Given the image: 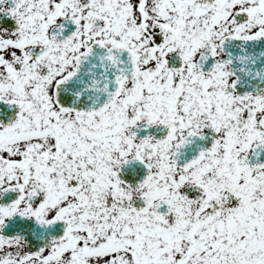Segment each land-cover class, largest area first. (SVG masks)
<instances>
[{
    "label": "snow or ice",
    "instance_id": "1",
    "mask_svg": "<svg viewBox=\"0 0 264 264\" xmlns=\"http://www.w3.org/2000/svg\"><path fill=\"white\" fill-rule=\"evenodd\" d=\"M0 264H264V0H0Z\"/></svg>",
    "mask_w": 264,
    "mask_h": 264
}]
</instances>
